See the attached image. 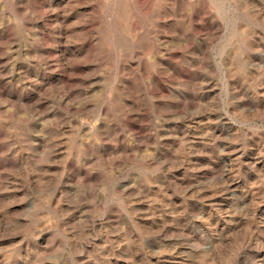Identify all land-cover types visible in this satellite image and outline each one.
<instances>
[{
    "label": "rangeland",
    "instance_id": "374dc122",
    "mask_svg": "<svg viewBox=\"0 0 264 264\" xmlns=\"http://www.w3.org/2000/svg\"><path fill=\"white\" fill-rule=\"evenodd\" d=\"M79 1L0 0V264H264V0Z\"/></svg>",
    "mask_w": 264,
    "mask_h": 264
},
{
    "label": "bare ground",
    "instance_id": "6f19581e",
    "mask_svg": "<svg viewBox=\"0 0 264 264\" xmlns=\"http://www.w3.org/2000/svg\"><path fill=\"white\" fill-rule=\"evenodd\" d=\"M33 1V0H32ZM54 1V0H53ZM87 1H89V0H87ZM96 1V0H95ZM112 1V0H111ZM147 0H136V2H146ZM50 2H51V0H50ZM86 2V0H80L79 1V3L82 5V3L84 4ZM91 2V1H90ZM125 2L126 3H128V4H131V3H133V0H125ZM36 3V2H35ZM44 3V2H43ZM88 3V2H87ZM114 3V2H113ZM39 4V3H38ZM42 4V3H41ZM57 4H60V5H57L58 6V9H60V7H61V2L60 3H57ZM151 4V3H150ZM87 5V4H86ZM161 5V4H160ZM53 6V5H52ZM98 6V5H97ZM151 6V5H150ZM162 6V5H161ZM160 6V7H161ZM167 6V5H166ZM165 6V7H166ZM177 6V5H176ZM202 6V5H201ZM83 7V6H82ZM90 7H92V5L90 6ZM146 7V6H145ZM164 7V6H163ZM175 7V6H174ZM205 7V6H204ZM37 8V7H36ZM177 8H178V6H177ZM176 8V9H177ZM75 9H76V7H75ZM95 9V8H94ZM151 9V8H150ZM204 9V8H203ZM61 10V9H60ZM146 10V9H145ZM162 10V9H161ZM171 10V9H170ZM195 10V9H194ZM205 10H207V9H205ZM204 10V11H205ZM178 11V10H177ZM79 12V11H78ZM206 12V11H205ZM71 13V12H70ZM149 13V12H148ZM61 14V13H60ZM207 14V13H206ZM205 14V15H206ZM209 14V13H208ZM48 15V14H47ZM169 15V14H168ZM177 15V14H176ZM200 16V15H199ZM204 16V15H203ZM113 18V17H112ZM135 18V17H134ZM198 18V17H197ZM103 19V18H102ZM59 20V19H58ZM70 20V19H69ZM69 20H68V22H69ZM111 20V19H110ZM205 20H208V17L207 16H205V17H201L199 20L198 19H195L194 20V22L195 21H205ZM107 21V20H106ZM165 21V20H164ZM209 21V20H208ZM95 22V21H94ZM98 22V21H97ZM129 22H130V24H129V28H130V30H132L133 28H134V26L136 25V22L134 21V19H131V20H129ZM161 22V21H160ZM207 22V21H206ZM90 23H93L92 22V20H90V19H87L86 21H84V24H83V29H85V31L86 32H92V30H93V24H90ZM162 23H164V22H162ZM111 24V23H110ZM155 24L156 25H158L159 24V20H156L155 21ZM195 24V23H194ZM82 25V24H81ZM96 25V24H95ZM101 25V24H100ZM167 25V24H166ZM175 25V24H174ZM114 26H116V25H114ZM151 27H153V25H150ZM161 26V25H160ZM173 26V25H172ZM177 26V25H176ZM95 27V26H94ZM72 28V27H71ZM96 28H97V26H96ZM141 28V27H140ZM178 28V27H177ZM69 29V28H68ZM103 29H105V28H103ZM118 29V28H117ZM101 30V29H100ZM156 30V29H155ZM205 30H207V31H209L210 32V25L208 24V26L205 28ZM150 32V31H149ZM95 34V33H94ZM100 35V34H99ZM153 35V34H152ZM140 36V35H139ZM150 37V36H149ZM121 39V38H120ZM129 39V38H128ZM95 40V39H94ZM84 43H83V46H84V48L85 47H89L88 49H84L82 52H79V55L77 56V59L74 57V61H75V63H76V66L74 67V68H71V69H65V72H70V75H72L74 72H76V71H79L80 70V65L84 62H87V59L88 58H96V57H98L99 56V53H98V45H95V44H93V36L91 35V34H88L87 35V38H85L84 39V41H83ZM97 42V41H96ZM147 44H149V43H147ZM82 46V45H81ZM128 51L129 50H126V55H128ZM207 52V51H206ZM205 52V53H206ZM63 53V56L64 57H67V55L68 54H66V52L64 51V52H62ZM167 55L169 56V57H174V56H176L177 54H176V52L175 51H173V50H171V49H167ZM61 57V56H60ZM73 57V56H72ZM62 59V58H61ZM172 61V60H171ZM121 63H123L122 64V68H124V69H126V68H129L130 67V64L127 62V60H124V62H122L121 61ZM174 63V62H173ZM66 66V65H65ZM174 72H176V71H174ZM173 72V73H174ZM126 73H128V72H126ZM65 74V73H64ZM123 74V73H122ZM60 75V74H59ZM177 75V74H176ZM186 77V76H185ZM64 79H69V78H64ZM124 81V80H123ZM156 81H157V78L154 80V82H152V84H155L156 83ZM130 82V81H129ZM132 83V82H131ZM129 103V102H128Z\"/></svg>",
    "mask_w": 264,
    "mask_h": 264
}]
</instances>
